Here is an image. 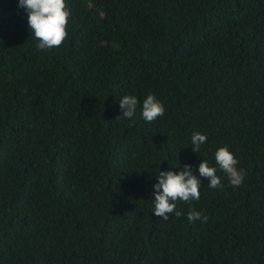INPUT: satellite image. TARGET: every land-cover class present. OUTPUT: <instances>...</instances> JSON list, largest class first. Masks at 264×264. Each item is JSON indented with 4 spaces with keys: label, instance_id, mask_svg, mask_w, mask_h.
Wrapping results in <instances>:
<instances>
[{
    "label": "trees",
    "instance_id": "obj_1",
    "mask_svg": "<svg viewBox=\"0 0 264 264\" xmlns=\"http://www.w3.org/2000/svg\"><path fill=\"white\" fill-rule=\"evenodd\" d=\"M18 3L0 0V264H264V0H66L68 39L49 50ZM185 165L200 199L156 217L158 172Z\"/></svg>",
    "mask_w": 264,
    "mask_h": 264
},
{
    "label": "clouds",
    "instance_id": "obj_2",
    "mask_svg": "<svg viewBox=\"0 0 264 264\" xmlns=\"http://www.w3.org/2000/svg\"><path fill=\"white\" fill-rule=\"evenodd\" d=\"M18 7L27 14L29 30L38 40L37 48L49 50L60 48L68 39V25L70 18L69 6L66 0H19ZM139 101L134 95H125L119 100L122 117L131 119L136 114ZM165 113L164 105L155 96L148 95L142 103V116L145 121L153 122ZM204 134L193 133L191 137L192 151L199 152L201 145L207 142ZM215 162L222 171L231 186L234 188L243 185L246 173L237 167L238 160L227 147L219 148L215 153ZM199 177L208 182V187L218 189L222 187V180L217 175V168L209 166L206 160L198 166ZM158 183L154 185V215L167 221L169 214L175 212L176 201L189 202L200 199L201 179L191 171L190 165H185L178 173L173 171H159ZM175 215H181L175 212ZM188 221L195 222L207 217L199 211H190Z\"/></svg>",
    "mask_w": 264,
    "mask_h": 264
}]
</instances>
